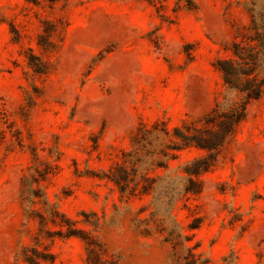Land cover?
<instances>
[{
    "label": "rangeland",
    "instance_id": "374dc122",
    "mask_svg": "<svg viewBox=\"0 0 264 264\" xmlns=\"http://www.w3.org/2000/svg\"><path fill=\"white\" fill-rule=\"evenodd\" d=\"M249 2L0 0V264H264V95L198 194L164 133L222 100Z\"/></svg>",
    "mask_w": 264,
    "mask_h": 264
},
{
    "label": "trees",
    "instance_id": "16d2710c",
    "mask_svg": "<svg viewBox=\"0 0 264 264\" xmlns=\"http://www.w3.org/2000/svg\"><path fill=\"white\" fill-rule=\"evenodd\" d=\"M46 1L54 4L59 0ZM248 10L250 23L237 31L225 47L226 55L215 63L223 82L222 100L199 121L164 130L171 140V151L195 147L205 152L185 168L189 177L187 192L193 194L201 192L196 178L216 165L221 152L246 119L250 105L264 95V0H250ZM200 256L189 248L184 264H206L200 262ZM25 259L28 264H40L27 256Z\"/></svg>",
    "mask_w": 264,
    "mask_h": 264
}]
</instances>
